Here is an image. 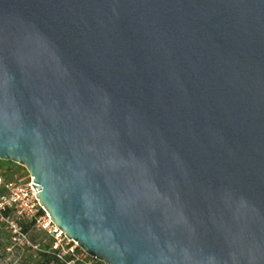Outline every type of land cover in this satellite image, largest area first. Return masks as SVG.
Masks as SVG:
<instances>
[{"label": "water", "instance_id": "1", "mask_svg": "<svg viewBox=\"0 0 264 264\" xmlns=\"http://www.w3.org/2000/svg\"><path fill=\"white\" fill-rule=\"evenodd\" d=\"M0 159L104 264H264V0H0Z\"/></svg>", "mask_w": 264, "mask_h": 264}, {"label": "built area", "instance_id": "2", "mask_svg": "<svg viewBox=\"0 0 264 264\" xmlns=\"http://www.w3.org/2000/svg\"><path fill=\"white\" fill-rule=\"evenodd\" d=\"M4 172L3 167L0 166V187L4 189L0 193V214L10 211L8 216L2 215V217L9 222L15 238L29 242L28 234L22 229V222H33L38 229L52 238L51 250L59 259L67 261V264H75L77 261L91 264L89 255L75 240L66 236L40 204L37 197L38 184L35 183L34 177L27 173V178L22 180L20 175L15 174L13 179L5 180ZM33 184H37L38 191ZM32 246L38 248L37 245Z\"/></svg>", "mask_w": 264, "mask_h": 264}, {"label": "rangeland", "instance_id": "3", "mask_svg": "<svg viewBox=\"0 0 264 264\" xmlns=\"http://www.w3.org/2000/svg\"><path fill=\"white\" fill-rule=\"evenodd\" d=\"M0 166L4 169L3 178L5 180L13 179L15 174L20 175L22 180L27 178V169L17 163L4 161L0 159ZM3 187H0V193L3 192ZM40 235L38 241L41 239L44 243L49 242V236L38 228H34L28 234V241L16 239L13 231L4 217L0 214V264H34L36 251L38 248L32 246L37 245L38 242L32 240L33 234ZM94 259V258H93ZM91 264H104L97 259H90Z\"/></svg>", "mask_w": 264, "mask_h": 264}, {"label": "trees", "instance_id": "4", "mask_svg": "<svg viewBox=\"0 0 264 264\" xmlns=\"http://www.w3.org/2000/svg\"><path fill=\"white\" fill-rule=\"evenodd\" d=\"M9 210L4 211L2 213L3 216H8L9 215ZM34 228H37L33 222H22V229L24 232L29 234ZM40 230V229H39ZM42 231V230H40ZM38 238H40V235H37L36 233L33 234L32 240L35 242H38L39 247L38 250L36 251L35 259H34V264H67V261H63L59 259L54 251L51 250V242L52 238L49 237V242L44 243L43 240L41 239L38 241ZM89 259L94 260L92 257H88ZM71 258H68L70 260ZM75 264H84L81 262H76Z\"/></svg>", "mask_w": 264, "mask_h": 264}]
</instances>
